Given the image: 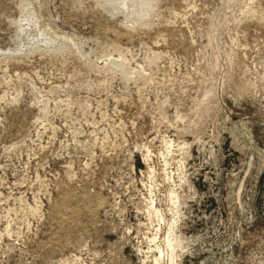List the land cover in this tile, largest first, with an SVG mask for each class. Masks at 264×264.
I'll return each instance as SVG.
<instances>
[{
  "label": "rangeland",
  "instance_id": "obj_1",
  "mask_svg": "<svg viewBox=\"0 0 264 264\" xmlns=\"http://www.w3.org/2000/svg\"><path fill=\"white\" fill-rule=\"evenodd\" d=\"M0 264H264V0H0Z\"/></svg>",
  "mask_w": 264,
  "mask_h": 264
}]
</instances>
